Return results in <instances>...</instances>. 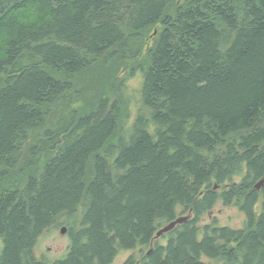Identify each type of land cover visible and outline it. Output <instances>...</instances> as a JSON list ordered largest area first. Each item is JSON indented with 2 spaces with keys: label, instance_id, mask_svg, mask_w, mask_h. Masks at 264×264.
Returning a JSON list of instances; mask_svg holds the SVG:
<instances>
[{
  "label": "trees",
  "instance_id": "obj_1",
  "mask_svg": "<svg viewBox=\"0 0 264 264\" xmlns=\"http://www.w3.org/2000/svg\"><path fill=\"white\" fill-rule=\"evenodd\" d=\"M262 181L264 0H0V264H264Z\"/></svg>",
  "mask_w": 264,
  "mask_h": 264
},
{
  "label": "rangeland",
  "instance_id": "obj_2",
  "mask_svg": "<svg viewBox=\"0 0 264 264\" xmlns=\"http://www.w3.org/2000/svg\"><path fill=\"white\" fill-rule=\"evenodd\" d=\"M159 27L152 29V35L156 33ZM120 66V64H119ZM118 66L121 72V68ZM123 67V66H122ZM125 66L123 67V69ZM122 69L120 76H123L125 71ZM143 81V73L138 71L136 76L127 81V87L124 92V103H125V115L122 117V124L127 129L133 123L139 109H141V86ZM213 217H217L221 225H229L234 228H240L243 226L245 219L244 214L235 205L225 206L221 201L213 208L211 212L206 213L204 220L209 222ZM64 227L56 228L50 230L43 235L39 245L38 253H45L52 260L62 257L67 252V248L70 244V238L67 232L65 234L61 233V229ZM1 249V242H0ZM133 253L139 254L138 251H121L118 256L114 259L112 264H124L125 260ZM56 257V258H55ZM210 264H216L215 261H211L205 258Z\"/></svg>",
  "mask_w": 264,
  "mask_h": 264
},
{
  "label": "water",
  "instance_id": "obj_3",
  "mask_svg": "<svg viewBox=\"0 0 264 264\" xmlns=\"http://www.w3.org/2000/svg\"><path fill=\"white\" fill-rule=\"evenodd\" d=\"M264 181H262L261 183H259L257 185L258 188L261 187V185L263 184ZM190 218V215H185V216H181V217H178L177 219H175L174 221L170 222L169 224L165 225L164 227H162L157 235H156V238H159L161 237L163 234L171 231L172 229H174L178 224H182L184 222H186L188 219ZM67 232V229L66 227L62 228L61 229V233L62 234H65Z\"/></svg>",
  "mask_w": 264,
  "mask_h": 264
}]
</instances>
